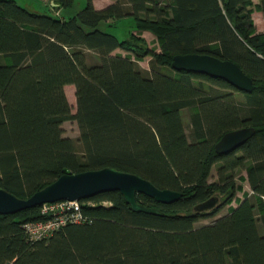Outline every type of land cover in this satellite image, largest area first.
<instances>
[{
    "label": "trees",
    "instance_id": "1",
    "mask_svg": "<svg viewBox=\"0 0 264 264\" xmlns=\"http://www.w3.org/2000/svg\"><path fill=\"white\" fill-rule=\"evenodd\" d=\"M48 1L56 9L74 3ZM255 8L264 14V0H114L102 8L87 0L60 17L0 0V186L28 197L64 173L114 166L183 193L172 203L136 194L160 215L133 210L120 190L100 192L82 199L91 222L38 240L24 224L47 217L41 204L0 213V264H264V32ZM125 16L134 22L126 37L103 28ZM192 52L236 62L254 88L172 66L176 54ZM67 84L76 87V111ZM71 119L75 138L64 134ZM245 126L256 129L251 138L217 152L226 132ZM241 169L252 194L198 225L236 197ZM214 194L217 207L194 210Z\"/></svg>",
    "mask_w": 264,
    "mask_h": 264
},
{
    "label": "water",
    "instance_id": "2",
    "mask_svg": "<svg viewBox=\"0 0 264 264\" xmlns=\"http://www.w3.org/2000/svg\"><path fill=\"white\" fill-rule=\"evenodd\" d=\"M172 66L177 70L201 72L223 78L240 90L251 91L254 88L252 78L236 62L212 54L198 52L176 54ZM255 132L253 126L230 130L219 139L215 148L219 153H228L245 143ZM109 190H120L133 210L160 215H163L164 211L156 206L143 204L137 199L136 194L145 193L163 203H172L183 194L179 190L160 188L140 174L114 166H104L64 173L28 197H20L0 186V213L17 212L60 199L82 200ZM219 203L220 196L214 194L198 202L194 210L210 211Z\"/></svg>",
    "mask_w": 264,
    "mask_h": 264
},
{
    "label": "rangeland",
    "instance_id": "3",
    "mask_svg": "<svg viewBox=\"0 0 264 264\" xmlns=\"http://www.w3.org/2000/svg\"><path fill=\"white\" fill-rule=\"evenodd\" d=\"M255 2L257 0H254ZM18 3L22 4L25 7H28L29 9L36 11V12H46V13H50V14H54L57 16H69L70 14L78 11L79 9H81L87 2V0H74L73 5L69 6V7H61L56 9L52 3H50L48 0H17ZM98 4H101L100 2ZM254 17H255V21L257 22V25L260 26L262 24V17L257 13V9L255 8L254 10ZM104 29H107L113 33H116L120 38L126 37L131 30L134 31V22H133V17L132 16H125L120 18L116 24L114 25H110V26H103ZM146 30L143 31V35L147 38V41L149 43L150 46L160 50V45L158 43L157 37L155 34H153L151 31L148 30V32H145ZM116 53H123L126 54L127 51L124 50L123 48H118L117 51H115ZM149 56L146 57L145 59L140 61V64L144 67V68H148L149 67ZM89 61H97L98 57L94 54L91 53L88 57ZM66 88V92H67V96L69 98L70 104L72 106V110L76 111V107H77V103H76V87L74 84H67L65 86ZM183 112V117H184V122H185V126H186V130L187 133L190 135V123H189V116L191 113V108H185L182 110ZM63 127H64V134L66 136H71V137H77L80 133L79 131V127L77 124L76 120H67L63 123ZM216 169H217V165L215 164L212 168V172H211V176H210V181H214L216 180ZM237 178H236V182L239 184V188L237 190L236 193V197L230 202L229 205H225L221 211L214 216H208V217H204L201 218L197 221V224H204V223H209L211 221H213L215 218H217L218 216H221L225 213L228 212L229 206H236L238 205V199L242 196H245L246 192H248L250 194L251 192V188L249 183L247 182V179H243V176L246 175V170L245 169H241L237 171ZM252 194V193H251ZM261 225V224H260Z\"/></svg>",
    "mask_w": 264,
    "mask_h": 264
},
{
    "label": "built area",
    "instance_id": "4",
    "mask_svg": "<svg viewBox=\"0 0 264 264\" xmlns=\"http://www.w3.org/2000/svg\"><path fill=\"white\" fill-rule=\"evenodd\" d=\"M82 200L60 199L56 201L44 202L41 204V213L47 215L46 218L37 221H28L24 224L26 232L31 240L45 239L56 230L67 223L91 222L92 216L83 210ZM89 204L95 202H88ZM110 204V201H103Z\"/></svg>",
    "mask_w": 264,
    "mask_h": 264
},
{
    "label": "crops",
    "instance_id": "5",
    "mask_svg": "<svg viewBox=\"0 0 264 264\" xmlns=\"http://www.w3.org/2000/svg\"><path fill=\"white\" fill-rule=\"evenodd\" d=\"M258 1H259V0H257L256 2H258ZM93 2H94V4H95L96 7H98V8H102V7H105V6H107V5L111 4V3H113L114 0H93ZM99 2H100L101 4H98ZM257 13L262 17V24H261L260 26H258V25H257V22L255 21L256 26H257V31H259V32H264V14H263V12H262L261 10H259V9H257ZM253 14H255V13L253 12ZM253 18H254V20H255L254 15H253ZM145 32H148V30H146ZM153 34H154V33H153ZM117 49H118V48H117ZM117 49H115L113 53H116L115 51H117ZM247 182H248V180H247ZM251 193H252V190H251L250 194H251ZM243 198H244V196L241 197V199H243Z\"/></svg>",
    "mask_w": 264,
    "mask_h": 264
}]
</instances>
